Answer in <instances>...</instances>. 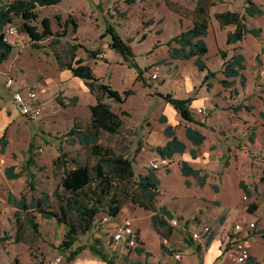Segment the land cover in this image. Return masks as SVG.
<instances>
[{"label": "rangeland", "instance_id": "374dc122", "mask_svg": "<svg viewBox=\"0 0 264 264\" xmlns=\"http://www.w3.org/2000/svg\"><path fill=\"white\" fill-rule=\"evenodd\" d=\"M16 1L0 0V5L6 7ZM129 1L134 3L130 4ZM231 1L233 2L231 8L237 12L241 10V4L245 2V0ZM168 2L185 1L64 0L56 6L39 7L36 11L38 19L29 24L37 27L38 32L42 33L45 29L43 23L48 19L51 21L53 31V36L41 42L34 41L27 33H21L20 26L24 24V21L15 20L13 26L18 30V36L10 39L14 47L13 55L0 67V89H8L6 82L8 79H14L16 84L13 89L37 91L43 104V113L36 120L25 118L12 121L5 130L10 144L8 153L0 163V239H3L0 241V264H68L67 257L70 252L64 253L60 247L65 239L67 228L59 225L55 220H44L37 215L41 236H35L29 227H24L21 232L24 241L18 243L16 240L18 224L14 216L16 208L9 203L8 199L9 195L13 194L18 199L25 196L30 201L32 197H40L42 193L51 195L54 192L61 178V174L57 173L53 167V161L59 155V146H62L71 156L76 157L79 162L93 163L95 161L80 145L67 144L66 134L71 129L77 125L85 128L90 123V98L84 94L86 88L84 81L62 70L59 64V58L63 63L68 61L70 48L74 45L99 51L100 56L97 60H91L84 49L78 48L77 57L90 60L89 64L95 76L102 82L109 84L121 94L126 91L133 93L123 105L108 100L115 113L121 114L126 111L130 116H121L124 127L120 135H103V145L112 147L118 154L134 160L136 175H146L150 170H154L152 164L160 165V169L155 171H158V176L161 178L162 199L168 203L188 202L186 198L194 194L193 192L207 193L208 190L187 188L191 186L185 182L189 178L184 179L177 165H181L183 156L174 157L172 162L174 167L169 173L170 165L163 163L154 152V148L166 142L164 135L166 124L161 122L163 116L166 117L169 126H172L171 124L175 121L173 106L160 95L171 94L180 100L193 99L194 118L200 122L206 121L213 129H215L214 125L219 126L218 123L225 125L228 118L232 122L239 120L248 122L250 124L248 137L253 133L256 134L258 144H255V141L250 142L248 138L244 141L243 135L238 133L229 143L226 142L228 138H223L220 145L213 137H210V142L202 147L207 153H215L212 158L216 167L219 162L220 168L233 170L229 171L228 186L222 193L227 202L231 205L244 204L251 213L253 211L250 204L255 203L264 215V179L262 180L264 177V120L260 117V112L264 110V48L253 52L254 46L247 40L243 44V51L239 47H227L225 31L215 28L216 22L212 21L209 33L204 38L209 51L203 61L211 71L216 73V77L204 82L206 73L200 72L194 65V61L181 62L169 58L167 43L189 28L192 20L188 18L181 21L178 14L170 11ZM70 17L78 24L77 34H74L73 26L70 25L66 36L59 37L64 32L65 21ZM58 18H61V21ZM111 26L132 47L135 62L144 71V81H137V72L129 68V63L125 62L120 54L109 49L111 36L108 34V29ZM106 34L107 37H104ZM144 34L146 38L143 40ZM221 50L226 51L229 57L244 52L247 60L244 72L247 78L245 87L241 86L240 78L236 79L237 84L232 89H225L221 85V81L225 79L222 74L224 62L218 53ZM153 75H157L158 78L154 79ZM209 84H212L211 89L208 88ZM77 96H81V99L78 97V104L71 106L70 99ZM205 96L209 98L204 102L206 114L201 115L197 113L196 100ZM8 99H12V94L11 97L8 95ZM4 104L8 108L11 107L8 101ZM239 105L252 106L254 110L247 114L244 111L243 114L235 113L233 109ZM184 125L186 123L182 121L176 126L180 135L184 133ZM227 129L225 128L221 133L222 136H225ZM5 131H2V134ZM229 132L232 134L231 130ZM217 145L223 149L222 154L216 153ZM203 149L198 151V156L203 153ZM250 162H252V172L247 175ZM191 163L196 162L191 161ZM231 163L232 166H229ZM10 167L15 168V173H22V177L9 180L6 170ZM236 167H240L241 172L234 171ZM214 173L221 176V171L216 170ZM244 175L247 176L242 182L251 187L253 200L245 201L243 195L238 194L235 180ZM31 184L35 188L31 187ZM137 208L130 203L127 204L118 220L106 224H102L103 216H99L93 230L87 235L79 236L73 251L80 250L81 254L72 264L106 263L90 251V246L104 250L115 264L138 262L137 258H133L136 249L118 247L113 242V234L119 227L129 225L136 230L134 226L138 223L143 232L149 230L148 219H145L144 212L140 210L134 212ZM192 222L201 224L198 219H192ZM260 226L261 224L259 228ZM209 227L214 231L213 226ZM167 232L168 230H164V233ZM178 232L180 235L176 239L177 245L185 244V241L191 238L192 233L189 231L178 230ZM259 234L254 231L250 239L253 238L251 242L254 244L257 256L263 257L264 232L262 236ZM146 240L154 251L157 250L152 237L149 236ZM194 243L200 245V241ZM167 248L169 255H173L171 250L179 251L176 247ZM181 249L184 264H201L195 248ZM191 250L194 251V256ZM156 256H158L157 253Z\"/></svg>", "mask_w": 264, "mask_h": 264}, {"label": "trees", "instance_id": "16d2710c", "mask_svg": "<svg viewBox=\"0 0 264 264\" xmlns=\"http://www.w3.org/2000/svg\"><path fill=\"white\" fill-rule=\"evenodd\" d=\"M63 1L17 0L6 7L0 5V66L10 59L14 51V47L4 41V29L9 25H14L16 19H21L24 21V24L20 26L21 33H27L34 41H44L49 36H53L51 21L48 19L44 21L45 29L42 33H39L37 27L31 26L29 23L38 19L37 8L56 6ZM129 3H134V1H129ZM222 3L224 2L221 0H198L197 7L193 11L181 8L176 3H167L169 9L180 16L181 21L188 18L192 20V26L167 43L169 58L181 62L194 61L196 68L200 72L206 73L204 82L216 77V73L211 71L203 61L209 51L204 38L209 33L213 19L219 23L222 29L230 26L235 27V31L228 35V46L243 42L248 35L260 38L263 34V29L248 26V18L264 16V10L254 0H245L244 15L227 11L216 13L213 17L211 15L212 8ZM58 20L61 21V18H58ZM70 25L73 26L74 34H77L78 24L70 17L65 21L64 32L59 37L66 36ZM108 34L111 36L109 49L120 54L125 62L129 63V68L137 72V81H144V71L135 62V53L130 44L124 41L112 26L108 29ZM145 36L144 34L143 40L146 38ZM104 37H107V34ZM78 48L84 49L91 60H97L100 56L99 51H91L82 45H74L70 48L68 61L63 63L59 58V64L62 66V70L69 71L74 78L84 81L90 93L95 97L96 104L89 106V125L85 128H80L77 125L66 134V138L68 139V145H80L95 161L93 163L79 162L76 157L71 156L62 146H59V155L53 161V167L57 170V173L61 174V178L54 192L51 195L42 193L40 197H32L30 201L25 196L18 199L13 194H10L8 199L9 203L16 208L14 216L18 224V239H16L18 243L24 241L21 234L24 227H29L35 236H41L37 215H40L44 220H55L59 225L67 228L65 239L60 247L64 253L70 252L67 257L68 264L75 262L81 254L80 250L73 251L79 236L90 233L99 216H103L102 219L108 218L111 222L118 220L122 216L124 207L129 203L154 214L151 227L162 238L168 241L173 235V229L168 223V219L172 218L171 213L166 208L160 210L157 208L159 196L161 195L160 179L157 172L150 170L146 175H136L134 160L118 154L114 148L104 146L102 142L104 134L110 136L120 135L124 127L121 116H130L126 111L121 112V114L115 113L112 104L108 100L123 105L133 93L126 91L121 94L112 86L97 78L89 64L90 60L77 57ZM220 56L224 62L222 74L225 79L221 81L223 88H234L237 78H240L241 86L245 87L247 81L244 74L247 63L245 55L234 54L229 57L226 51H220ZM208 88L211 89L212 84H209ZM160 97L174 107L183 121L205 127V124L197 121L191 112L193 99L180 100L174 98L171 94L160 95ZM70 103L71 106H76L78 97L71 98ZM233 110L235 113L243 110L252 112L254 107L239 105ZM260 117L264 120V112L260 113ZM161 122L166 124L164 135L169 141L164 146L154 148V152L162 160H172L176 155H184L187 145L179 139L176 127L167 125L168 122L165 116H163ZM185 135L187 140L195 147L202 146L206 141V136L198 129L188 127L185 130ZM255 137L256 134L254 133L250 135V142L254 143ZM8 146L9 140L5 131L4 134H0V157L6 153ZM138 149L137 152L140 151ZM191 156L196 159L198 156L197 151L193 150ZM181 174L184 178L193 177L201 187L205 186L208 179L207 175H202L200 170L193 169L185 161L181 163ZM6 176L9 180H17L22 177V173H15V168L10 167L6 170ZM186 184L191 185L188 181H186ZM31 187L35 188L33 184H31ZM242 188L247 196H251V192L246 186L242 185ZM250 208L257 209V206L251 204ZM164 230H168V232L164 233ZM212 239L211 236L206 242L207 246L210 245ZM138 241L139 246H142L141 240ZM98 242L100 243V241ZM187 243L190 247L195 248L202 263V246L196 245L192 239L187 240ZM89 249L107 264H115L104 250L94 246H90ZM162 249L168 252L165 245H162ZM136 252L137 254H143L145 251L142 247H138ZM147 256L151 255L147 253ZM251 263L261 264L254 258L251 259Z\"/></svg>", "mask_w": 264, "mask_h": 264}, {"label": "crops", "instance_id": "0c3cea01", "mask_svg": "<svg viewBox=\"0 0 264 264\" xmlns=\"http://www.w3.org/2000/svg\"><path fill=\"white\" fill-rule=\"evenodd\" d=\"M184 1L185 2H179L176 4H178L181 8H184V9H187L190 11H193L197 7L198 0H184ZM188 1H190V4H188ZM221 1H223L224 3L220 4L217 7L212 8L211 15H213V17L216 13H222V12H227V11L237 12V11L233 10V8H231V5L233 3L231 0H221ZM254 1L264 10V0H254ZM241 5H242L241 10L238 11V13L244 15L245 14V2H244V4H241ZM183 21H185V20H183ZM213 21H214V23L216 22L215 28H218V30L220 28L221 30L225 31V33H226V44H227L228 35H229V33H232L235 31V27L230 26V27H226V28L222 29L220 27L219 23L215 19H213ZM191 25H192V23L190 24V26ZM248 26L251 28L263 29L262 36L260 38H255L252 35H248L243 42H240L238 44H233L231 46H235V48L239 47L243 51V44L247 40L253 44V46H254L253 52L261 51L264 48V16L258 17V18H248ZM10 44L12 45V43H10ZM227 47H228V45H227ZM218 53H220V51H218ZM168 54H169V52H168ZM243 54H244V52H243ZM12 55H11V57H12ZM78 80H80V79H78ZM11 90L12 91L10 92L9 89H4V90L0 89V134H2V131L7 130V127L12 123V121H16L17 119H21V120L25 119L23 116L20 115V113L16 109V107L13 103V100L8 99V95H9V97H11V94L13 93V90H15V89H11ZM7 91H9V92H7ZM84 94L90 98V102H89L90 106L96 104L95 97L90 93V91L87 87L85 88ZM77 97H79L81 99V96H77ZM208 99L209 98H207V96L202 97L200 100L197 99L196 100V103H197L196 108L205 107L204 102ZM3 100H5V101H3ZM7 101L11 104L10 108H8V106L4 104ZM193 103L194 102H192V105L190 108L192 113H194V111L192 110ZM243 111H244V113L246 112V114L248 113L245 110H243ZM243 111H241L239 113L243 114ZM262 112H264V110ZM174 114H175V121L171 125L176 127L177 125H179V122H182L183 120L176 110L174 111ZM183 122H185V121H183ZM201 122L205 124V127H200V126H197L195 124H189V123L185 122L186 125H184V130H183L184 133L182 135H180L177 132L179 139L186 143L187 150H186L184 155H176V156H180V157L183 156L182 162H184V161L188 162L193 169L200 170L202 172V175L208 176L206 184L203 187H201L198 184L197 180L194 178H189V179L185 180V182L188 181L191 184V186L187 187V188L188 189L201 188L203 190L204 189L208 190V192L207 193L193 192L194 194H192L186 198L188 202L168 203V201H165L162 199L163 195H162V191H161V195L159 196L157 208L159 210L161 208H166L167 211H169L171 213L172 218L171 219L166 218V219H168L169 225L171 226L170 221L172 219H179L180 221L186 223V226L181 227V228H174L171 226L173 229V235L171 236V239L168 241L165 240L164 238H162V236L151 227V220H152V217L154 216L153 213L145 211L141 208L135 209L134 212H138L137 210H140V212H144L145 219H148V226H149L148 227L149 230H147L146 232H143L141 230L140 226L138 225V223L136 224V226H134V224H133V226L136 228V231L138 232L139 239L141 240V242L143 244L142 246H139V247H142L145 251L143 254H137V252L135 251L133 258H137L139 260L136 263H139V264H184V259H183L184 255H183V250L181 248L186 247V248H192L193 249L194 247H190L187 243V240L185 241L186 242L185 244H183V243H180L179 245L176 244L177 236L180 235V234H178L179 233L178 230L179 231H185V232L189 231L191 233H194V232H196L197 229L199 230V229H202L203 227H209V226L214 227V231H213V229H211L210 235L204 236L202 238V240L200 241V245L202 246V263L201 264H223V262H224L223 249H224V246L226 245V243L228 242L229 236L233 232V227L236 224H243L246 226L248 223H255L256 229L254 231H257L258 233H260L259 234L260 236L263 235V232H264V215H263V213H261L260 208L257 206V204L251 203V204H255L257 206V209L252 208L251 211H253V212L251 213L250 211H248V207L244 204L243 205H236V204L231 205L227 202V200L225 199V195L223 194V196H222V193L225 191L226 186H228V179L230 178L229 171H233V170L230 168H227V169L220 168L219 162H218V165L216 167V165L213 162V158H212V156L215 153H213V152L207 153L206 151H204V149H203L204 147H202V146H204L210 142V137H213L214 140L216 141V143L218 145H220L223 138H226V139L228 138V140L226 142L229 143V142H231V140H233L234 136H236V134H238V133L243 135V138H245L244 139V141H245V140H247V138L249 139L248 129L250 127V124H248V122H246V121H241V120H239L237 122H232L228 118V120L225 122V125L218 123L219 126L214 125L215 129H213L212 126H209V124L206 121H201ZM188 127H191L193 129H198L206 136V141L201 147H195L191 142H189L187 140L186 135H185V130ZM225 128H228L227 133L225 134V136L224 135L222 136L221 133L224 132ZM229 130L232 131L233 135L229 132ZM211 133H213L212 136L210 135ZM168 141L169 140L166 138L165 144ZM223 142L225 143V141H223ZM256 143L258 144L257 136L255 137V144ZM9 144H10V142H9ZM247 144H249V142ZM164 145H162V146H164ZM218 145H217L216 153L222 154L223 149L221 147H219ZM8 148H9V146H8ZM8 148H7L6 153L0 157V163H1V160L4 158V156L8 153ZM202 149H203V153H201V155L197 156L196 160H193V158L191 156V152L193 150H196L197 154H198V151H202ZM141 156H142V154H141ZM159 159L163 163L170 165V167H168V172L170 173L172 168L174 167L172 164L174 158L172 160H162L159 157ZM154 160H156V159H154ZM191 161H195L196 163L193 164V163H191ZM177 165H178V168L180 167V170H181V165L180 166H179V164H177ZM229 166H232V163ZM249 167H250V169L247 172V175H248V173L252 172L251 171L252 170V162L249 163ZM216 170H217V172L221 171V176H219L218 173H214ZM234 171H236V172L240 171L241 172L240 167H236V169H234ZM143 175H145V174H143ZM157 175H158V171H157ZM247 175L240 176V177L236 178L235 183L237 186L238 194L240 195V193H241L244 197V200H245V197L247 198V200L248 199L253 200V193L250 190L251 187L245 185L242 182L244 177ZM158 178L161 179L159 176H158ZM184 179H186V178H184ZM263 179H264V177H262V180ZM242 185H244L248 188V190L251 192V196H247L244 193ZM247 200H245V201H247ZM140 214H142V213H140ZM128 219H129V217H128ZM136 219H143V218H136ZM192 219H198V222H201V224H199V225L196 223L193 224ZM188 222H189V224H188ZM259 224H261L260 228H259ZM254 231L250 232L246 227L244 232L242 233V236H245V237L249 236V243L251 246L252 258L256 259L259 263L264 264V256L263 257L257 256L258 254L255 253L254 244H252V242H251L253 238L250 239V235H253ZM101 232H103V231H101ZM149 236L152 237L154 240V241L153 240L152 241L155 243V246L157 248V250H155V251H156L158 256H156L155 251L147 243L146 238L148 239ZM211 236L213 237L212 242L210 243L209 246H207L206 242L209 240V238H211ZM191 239L192 238H190L188 240H191ZM193 242H197V241H193ZM162 245H165V246L167 245V247H169L171 249H173L175 247L178 248L179 251L171 250V252H173V255L177 252L181 253L182 261L180 263H177L175 261L173 255L168 254L169 249L166 247L168 249V252H165L162 249ZM191 252L194 256L195 255L194 251L191 250ZM147 253H149L151 256H147ZM103 264H106V263H103ZM133 264H135V263H133Z\"/></svg>", "mask_w": 264, "mask_h": 264}, {"label": "built area", "instance_id": "2783aa9c", "mask_svg": "<svg viewBox=\"0 0 264 264\" xmlns=\"http://www.w3.org/2000/svg\"><path fill=\"white\" fill-rule=\"evenodd\" d=\"M4 41L6 43H11L10 39L18 36V30L15 26L9 25L4 29ZM264 75V73H263ZM154 79H157V75H153ZM16 84L14 79H8L6 86L8 89H13ZM13 103L20 113L26 119L36 120L43 113V104L41 102L40 95L35 90H21L17 88L13 90L12 93ZM198 114H206V109L204 107L198 108ZM154 170H159L160 165L152 164ZM245 200L247 198L245 197ZM111 222L108 218H104L102 224ZM170 224L174 228L185 227L186 223L180 221L179 219H172ZM250 232L256 229L255 223H248L246 226L243 224H236L233 227V232L228 238V242L223 249V264H252V254L251 246L249 243V236H242L245 228ZM211 233L210 227H203L202 229H197L196 232L192 233L191 238L193 241H201L204 236H208ZM139 235L138 232L129 225L119 227L113 234V242L118 247H124L126 249H136L139 247ZM175 261L180 263L182 261L181 253H175L173 255Z\"/></svg>", "mask_w": 264, "mask_h": 264}]
</instances>
